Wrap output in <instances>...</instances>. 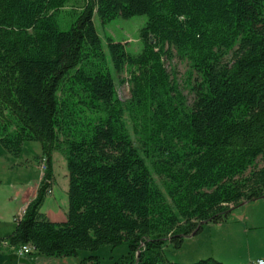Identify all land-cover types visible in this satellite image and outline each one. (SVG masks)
<instances>
[{"label": "trees", "instance_id": "obj_1", "mask_svg": "<svg viewBox=\"0 0 264 264\" xmlns=\"http://www.w3.org/2000/svg\"><path fill=\"white\" fill-rule=\"evenodd\" d=\"M135 15L148 18L142 50L108 39L106 53L95 18ZM174 50L197 75L189 103L165 66ZM113 71L129 74L125 101ZM130 127L144 128L143 145ZM27 142L40 143L46 170L0 243L49 257L127 244L114 264H178L165 245L264 197V0H0V144L17 157ZM57 151L65 222L41 212Z\"/></svg>", "mask_w": 264, "mask_h": 264}, {"label": "crops", "instance_id": "obj_2", "mask_svg": "<svg viewBox=\"0 0 264 264\" xmlns=\"http://www.w3.org/2000/svg\"><path fill=\"white\" fill-rule=\"evenodd\" d=\"M27 146L28 150L27 153H24V160L21 158V161H16L10 165V170H14L13 179L4 186L5 188L0 182V238H4L13 232L16 226L15 217L20 212H24L28 204L36 197L43 178L40 169L41 145L38 142H31ZM52 170L53 184L41 207V212L53 222H65L69 210V171L66 157L61 152L53 153ZM249 204L247 209H240L241 206H239L229 213L227 220L233 222L234 225L224 230L222 229L223 220L216 223L208 222L202 226L200 230L215 229L202 234V241L197 239V247L194 251L196 255L194 256L195 259L191 260L193 261L191 264L207 258H215L226 263L222 258L224 254L235 259V261H240L239 264H253L257 259H264V252L252 256L250 253L246 254L244 250L228 243L229 237H241L246 233L249 234V232H257L264 224V198L246 203V205ZM216 229L217 233L215 234ZM199 233L186 238L199 236ZM21 248L22 246L19 248L10 247L6 242L0 243V264H83V260L91 256L88 252L87 254L79 252L75 256L49 257L38 254L34 250L31 253L21 254ZM88 254L89 256H85Z\"/></svg>", "mask_w": 264, "mask_h": 264}, {"label": "rangeland", "instance_id": "obj_3", "mask_svg": "<svg viewBox=\"0 0 264 264\" xmlns=\"http://www.w3.org/2000/svg\"><path fill=\"white\" fill-rule=\"evenodd\" d=\"M69 9H71V6H67L66 9L61 11V13L57 17V21L61 29L63 30H67L72 22V17L69 16L68 14ZM147 19L148 18L146 15H135L130 18L117 17L107 23H102L101 20L98 17H96L95 26L102 40L103 50L106 53H108V39H112L115 42L123 43L126 47L127 52L130 53L140 52L143 48V43L140 38V31L145 26ZM165 66L168 72L170 73L171 78H175L180 90L182 91V94L186 97L188 103L192 102V99L194 97V94L192 92V86L195 84L197 75L191 69L190 62L186 58L179 56L177 52L174 50L172 58L169 60L165 59ZM113 75L116 78L117 94L119 99L122 101L127 100L130 97V86L128 85L127 82L121 83L120 80L122 78L128 77L129 74L127 72H124L121 75H116L113 71ZM141 128L142 127H140V130L138 132L139 135L137 136V134L133 133V127H130L133 140L139 146L143 145L142 141L145 139L144 137H142L144 136V128L143 129ZM29 143L31 142L25 143V146L23 147L22 150L24 152H21V154L17 157L9 154L0 144V182H2L3 187L13 179L14 170H10V165H12V163H15L16 161L17 162L21 161V158H23L22 160H24V155H25L24 153H27L28 150L27 145H29ZM148 163L151 164L150 159H148ZM259 163L262 164L263 161H260ZM153 175L156 179V182L164 191V187L162 185L161 180L159 179V176H157L155 172H153ZM249 206L250 204L249 205L245 204L241 206L240 209H247L246 207ZM227 217L228 215L225 216L223 219L219 220V221L223 220V224H222L223 230L231 225H234L233 222H229L227 220ZM235 227H239V226H235ZM214 229L206 228L205 230H200L201 232L200 231H199L200 233L198 232L199 236H194L189 239L185 238L178 247L174 246V244L168 243L164 247L165 255L169 260L176 262L178 264H191V262H193L191 260L195 259L194 256L196 255V252L194 251L197 247V239L199 238L200 241H202L203 239L202 234L209 232V230L213 231ZM216 231L217 229L214 231L215 234L217 233ZM191 235L192 234H190L189 236ZM228 243L230 245L238 247V249L240 248V250H244L246 254L250 253L252 256H256L258 254L263 253L264 224L260 229H258L257 232H249V234L246 233V235H243L241 237H236V236L229 237ZM204 247L206 250L207 249L206 244L204 245ZM128 251H129L128 245L121 244L116 247L105 245L94 252L82 250L80 251V253L87 254L88 252L90 255L98 256L99 264H114L121 257L126 256L128 254ZM89 254L85 256H89ZM224 255H222V258L224 262H226L225 264H231L234 262H235L234 264H239L238 262L240 261H235V259H232L229 256L227 257L226 254Z\"/></svg>", "mask_w": 264, "mask_h": 264}, {"label": "built area", "instance_id": "obj_4", "mask_svg": "<svg viewBox=\"0 0 264 264\" xmlns=\"http://www.w3.org/2000/svg\"><path fill=\"white\" fill-rule=\"evenodd\" d=\"M40 169L42 172V176H44L45 170H46V164H45V158L41 159V164H40ZM24 212H20L16 217H15V222L19 221L23 217ZM33 247L31 245H23L20 253L21 254H27L31 253L33 251ZM253 264H264V259L260 258L257 259Z\"/></svg>", "mask_w": 264, "mask_h": 264}, {"label": "water", "instance_id": "obj_5", "mask_svg": "<svg viewBox=\"0 0 264 264\" xmlns=\"http://www.w3.org/2000/svg\"><path fill=\"white\" fill-rule=\"evenodd\" d=\"M262 198H264V197H262ZM247 202H248V201L243 202L240 206L246 204ZM194 234H195V232H193L191 236H193Z\"/></svg>", "mask_w": 264, "mask_h": 264}]
</instances>
